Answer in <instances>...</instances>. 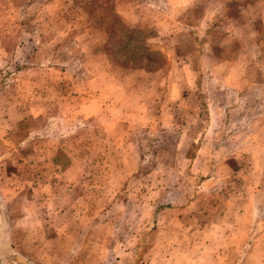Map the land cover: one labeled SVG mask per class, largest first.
<instances>
[{"label":"rangeland","instance_id":"374dc122","mask_svg":"<svg viewBox=\"0 0 264 264\" xmlns=\"http://www.w3.org/2000/svg\"><path fill=\"white\" fill-rule=\"evenodd\" d=\"M0 264H264V0H0Z\"/></svg>","mask_w":264,"mask_h":264},{"label":"water","instance_id":"95a60500","mask_svg":"<svg viewBox=\"0 0 264 264\" xmlns=\"http://www.w3.org/2000/svg\"><path fill=\"white\" fill-rule=\"evenodd\" d=\"M17 261L20 262V263H24V261L21 260V259H17Z\"/></svg>","mask_w":264,"mask_h":264}]
</instances>
